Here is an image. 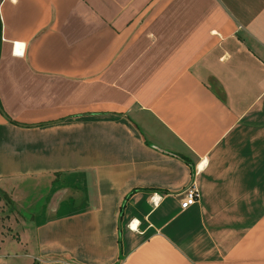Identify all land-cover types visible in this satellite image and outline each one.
Wrapping results in <instances>:
<instances>
[{"label": "crops", "instance_id": "crops-1", "mask_svg": "<svg viewBox=\"0 0 264 264\" xmlns=\"http://www.w3.org/2000/svg\"><path fill=\"white\" fill-rule=\"evenodd\" d=\"M0 21V264H264V0Z\"/></svg>", "mask_w": 264, "mask_h": 264}, {"label": "built area", "instance_id": "built-area-1", "mask_svg": "<svg viewBox=\"0 0 264 264\" xmlns=\"http://www.w3.org/2000/svg\"><path fill=\"white\" fill-rule=\"evenodd\" d=\"M16 47H17V44H16ZM199 200H200V192L197 186L194 183H192L191 186L188 187L183 193V198L181 200L182 210H187L193 207L199 202Z\"/></svg>", "mask_w": 264, "mask_h": 264}, {"label": "rangeland", "instance_id": "rangeland-1", "mask_svg": "<svg viewBox=\"0 0 264 264\" xmlns=\"http://www.w3.org/2000/svg\"><path fill=\"white\" fill-rule=\"evenodd\" d=\"M4 208H0V223H3V222H5V220H6V216H2V213H3V210Z\"/></svg>", "mask_w": 264, "mask_h": 264}, {"label": "trees", "instance_id": "trees-1", "mask_svg": "<svg viewBox=\"0 0 264 264\" xmlns=\"http://www.w3.org/2000/svg\"><path fill=\"white\" fill-rule=\"evenodd\" d=\"M0 39H1V21H0ZM10 122H11V121H10ZM185 161H186L187 163L191 164L189 160L185 159ZM192 170H193V173H194V168H193V166H192Z\"/></svg>", "mask_w": 264, "mask_h": 264}, {"label": "snow or ice", "instance_id": "snow-or-ice-1", "mask_svg": "<svg viewBox=\"0 0 264 264\" xmlns=\"http://www.w3.org/2000/svg\"><path fill=\"white\" fill-rule=\"evenodd\" d=\"M17 47H18V48H21V47H22V45H18Z\"/></svg>", "mask_w": 264, "mask_h": 264}]
</instances>
